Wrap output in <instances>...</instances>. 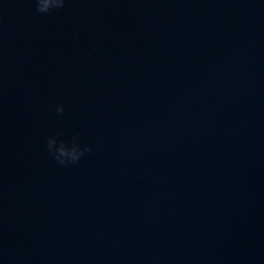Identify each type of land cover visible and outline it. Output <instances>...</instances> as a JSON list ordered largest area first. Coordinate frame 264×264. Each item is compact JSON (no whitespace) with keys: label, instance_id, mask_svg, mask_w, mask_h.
I'll return each mask as SVG.
<instances>
[{"label":"water","instance_id":"water-1","mask_svg":"<svg viewBox=\"0 0 264 264\" xmlns=\"http://www.w3.org/2000/svg\"><path fill=\"white\" fill-rule=\"evenodd\" d=\"M0 17V264H264V0Z\"/></svg>","mask_w":264,"mask_h":264},{"label":"clouds","instance_id":"clouds-1","mask_svg":"<svg viewBox=\"0 0 264 264\" xmlns=\"http://www.w3.org/2000/svg\"><path fill=\"white\" fill-rule=\"evenodd\" d=\"M34 2L38 13H50L53 10L64 8L66 4V0H34ZM0 19H2V17H0ZM56 111L57 113H62L64 111V106L58 105ZM78 140V135L73 136L70 142L52 136L46 141L47 150L57 164L61 166L74 164L79 162L86 153H91L93 151L91 145H81Z\"/></svg>","mask_w":264,"mask_h":264}]
</instances>
